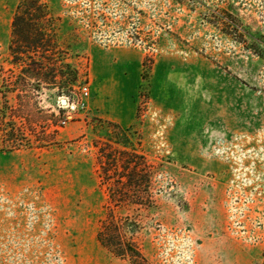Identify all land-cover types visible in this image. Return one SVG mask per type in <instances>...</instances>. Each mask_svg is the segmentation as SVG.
<instances>
[{
	"label": "rangeland",
	"instance_id": "obj_1",
	"mask_svg": "<svg viewBox=\"0 0 264 264\" xmlns=\"http://www.w3.org/2000/svg\"><path fill=\"white\" fill-rule=\"evenodd\" d=\"M45 2L70 64L55 82L13 60L19 0H0V264H262L264 0ZM124 74L140 86L121 130L91 100ZM84 85L86 109L63 125ZM127 140L150 205L112 202L102 179L99 146ZM111 214L146 261L98 241Z\"/></svg>",
	"mask_w": 264,
	"mask_h": 264
},
{
	"label": "trees",
	"instance_id": "obj_2",
	"mask_svg": "<svg viewBox=\"0 0 264 264\" xmlns=\"http://www.w3.org/2000/svg\"><path fill=\"white\" fill-rule=\"evenodd\" d=\"M55 19L45 0H19L12 20L9 49L13 60L22 61L24 73L44 82L45 79L55 82L58 75L65 77L64 66L70 65L64 61L58 46ZM142 76L146 78L147 74L143 72ZM73 79L77 80L75 76ZM112 124L122 130L119 124ZM99 147L100 172L102 179L110 185L111 201L116 204L133 202L150 205L152 196L148 188L150 176L146 170L148 162L145 154L131 140L123 142L124 148L114 152ZM117 166L121 170L118 178H114L109 172L111 169L118 170ZM97 239L120 257H128L136 262L146 261L133 238L124 232L122 224L113 214L102 221Z\"/></svg>",
	"mask_w": 264,
	"mask_h": 264
},
{
	"label": "crops",
	"instance_id": "obj_3",
	"mask_svg": "<svg viewBox=\"0 0 264 264\" xmlns=\"http://www.w3.org/2000/svg\"><path fill=\"white\" fill-rule=\"evenodd\" d=\"M125 62L122 61L121 65H124ZM126 64L128 63L126 62ZM106 71L107 74L110 73L109 70ZM123 76L128 83L125 89H116L109 85L103 86L100 98H98L96 90L93 89L94 96L91 100V109L97 110L100 116L122 126H131L137 120L140 82L139 80H132L131 74H124Z\"/></svg>",
	"mask_w": 264,
	"mask_h": 264
},
{
	"label": "built area",
	"instance_id": "obj_4",
	"mask_svg": "<svg viewBox=\"0 0 264 264\" xmlns=\"http://www.w3.org/2000/svg\"><path fill=\"white\" fill-rule=\"evenodd\" d=\"M81 94H82V97H80L78 100H76V102H73L72 104L69 103L68 106H65L67 107V111H66V117L63 121H61V123L63 125H65L68 121V119H71L73 117L72 115V111L74 110H77V109H86L87 107V104H86V98L89 96L90 94V89H89V86L88 85H84L82 88H81Z\"/></svg>",
	"mask_w": 264,
	"mask_h": 264
},
{
	"label": "water",
	"instance_id": "obj_5",
	"mask_svg": "<svg viewBox=\"0 0 264 264\" xmlns=\"http://www.w3.org/2000/svg\"><path fill=\"white\" fill-rule=\"evenodd\" d=\"M64 102V101H63ZM65 103V102H64Z\"/></svg>",
	"mask_w": 264,
	"mask_h": 264
}]
</instances>
